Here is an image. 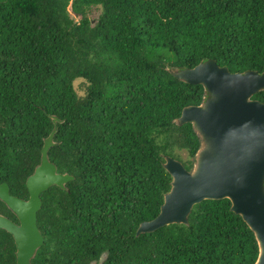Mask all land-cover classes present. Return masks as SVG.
I'll return each instance as SVG.
<instances>
[{
    "label": "trees",
    "instance_id": "obj_1",
    "mask_svg": "<svg viewBox=\"0 0 264 264\" xmlns=\"http://www.w3.org/2000/svg\"><path fill=\"white\" fill-rule=\"evenodd\" d=\"M207 59L264 70V0H0V183L28 198L50 115L59 122L48 157L73 176L41 193L44 242L31 264L98 263L103 253L100 264L255 262L254 233L227 198L136 235L170 188L164 156L190 170L200 146L191 123L174 120L205 89L170 69ZM252 98L264 102V89ZM0 213L17 222L2 201ZM15 251L0 229V264H15Z\"/></svg>",
    "mask_w": 264,
    "mask_h": 264
},
{
    "label": "water",
    "instance_id": "obj_2",
    "mask_svg": "<svg viewBox=\"0 0 264 264\" xmlns=\"http://www.w3.org/2000/svg\"><path fill=\"white\" fill-rule=\"evenodd\" d=\"M189 84H200L206 95L197 105H187L175 122L191 123L200 146L190 170L176 158L165 155L163 166L171 176L159 213L142 221L136 235L172 223L187 224L193 205L205 199H229L231 210L240 215L254 233L258 255L253 264H264V102L252 98L264 89V70L231 72L214 59L192 68L170 69ZM53 128L43 139L40 162L26 178L28 198L13 195L7 182L0 183V201L17 222L0 213V229L13 237L15 264H31L44 238L37 226L41 193L52 185L62 189L73 179L60 173L48 157L59 119L50 115ZM92 260L89 264H100Z\"/></svg>",
    "mask_w": 264,
    "mask_h": 264
},
{
    "label": "rangeland",
    "instance_id": "obj_3",
    "mask_svg": "<svg viewBox=\"0 0 264 264\" xmlns=\"http://www.w3.org/2000/svg\"><path fill=\"white\" fill-rule=\"evenodd\" d=\"M99 13H100V9L98 7H92V8H90V10L88 12V16L92 19H96L98 17ZM83 82L84 81L82 79H76L73 82V85L76 89V92L80 96H83L84 92H85V90H84L85 85L83 84ZM179 154L182 158L186 157V152L184 150L180 151Z\"/></svg>",
    "mask_w": 264,
    "mask_h": 264
}]
</instances>
